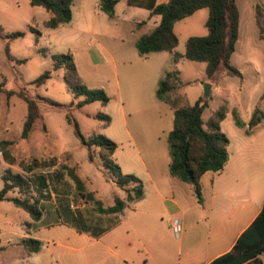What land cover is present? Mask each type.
I'll use <instances>...</instances> for the list:
<instances>
[{
    "label": "rangeland",
    "instance_id": "374dc122",
    "mask_svg": "<svg viewBox=\"0 0 264 264\" xmlns=\"http://www.w3.org/2000/svg\"><path fill=\"white\" fill-rule=\"evenodd\" d=\"M255 5L264 11V0H236L239 34L230 62L242 72V78L222 73L216 82L219 88L213 91L211 84L210 96L204 99L203 84L209 83L204 73L205 64L184 57L174 62L173 54H184L189 37L207 34L206 8L174 24L178 45L173 51L151 53L142 59L134 43L140 35L152 31L160 17L149 18L148 10L129 6L126 0L118 1L112 17L99 9L98 0H74L71 21L55 29L44 27L50 14L42 7L31 6L28 0H0V82L4 80L10 89L25 88L32 97L42 98L38 101L40 120L34 123L28 138L21 139L26 105L16 96L6 98L0 94V144L10 143L7 151L13 158V164L9 165L0 149V174L9 169L30 184L28 191L13 188L9 193L16 198L30 199L38 185V176L54 183L65 176L66 181L59 189L67 192L75 205L77 192L61 166L77 164L80 171L77 169L76 173L86 179L83 181L87 190L95 191L103 204L112 205L118 187L108 178L97 149L93 151V161H88L87 149L79 143L74 126L66 122L65 115L69 114L85 138L102 135L115 142L117 148L112 161L122 173L142 180L145 176L139 157L148 165L151 160L161 163L169 160L164 137L173 127V111L155 96L158 82L166 72L178 73L179 86L173 95L179 98V106L191 105L198 99L205 101L202 113L205 123L223 107L225 118L220 122V131L228 137L233 130H243L234 124L232 109H236L244 121L254 109L264 107V98H260L264 93V41L259 38ZM142 21L145 24H137ZM12 32H24V35L14 40L4 36ZM60 53L72 56L79 77L76 83L103 90L109 97L106 104L94 102L76 106L83 97H73L63 69H52L51 56ZM44 71H51L50 79L39 88H33L30 82ZM47 99L57 105H51ZM121 105L126 111L124 114ZM98 114L110 117V124L104 125L96 117ZM52 158H55L54 166L29 173L23 172L20 166L21 162L32 159L49 161ZM181 204L186 208L184 198ZM83 210L88 223L98 224L91 204ZM177 218L182 225L190 223L191 212L185 209L184 214H166L156 220L163 235L173 241L176 238L168 222ZM16 258L11 253L0 252V264H16ZM260 258L264 261V255Z\"/></svg>",
    "mask_w": 264,
    "mask_h": 264
},
{
    "label": "crops",
    "instance_id": "0c3cea01",
    "mask_svg": "<svg viewBox=\"0 0 264 264\" xmlns=\"http://www.w3.org/2000/svg\"><path fill=\"white\" fill-rule=\"evenodd\" d=\"M121 109L124 114L123 105ZM260 110L264 113V107ZM249 119L244 120L243 130L228 136L224 168L200 178L199 200L194 197V185L169 174L170 158L162 163L151 160L149 166L139 157L145 177H135L142 184V199L126 202L119 213L95 211L98 224L87 222L83 209L89 203L78 193L74 205L70 195L59 189L65 176L57 184L45 178L43 187L36 185L30 199L38 201V221L12 202L16 197L9 191L0 201V252L15 255L16 264H209L232 249L264 203V119L248 128ZM0 181L1 190V174ZM118 189L114 199L125 201L124 191ZM185 209L191 212V222L181 224L175 241L166 238L156 220L166 214H184ZM27 239L40 241L39 251L29 253Z\"/></svg>",
    "mask_w": 264,
    "mask_h": 264
},
{
    "label": "trees",
    "instance_id": "16d2710c",
    "mask_svg": "<svg viewBox=\"0 0 264 264\" xmlns=\"http://www.w3.org/2000/svg\"><path fill=\"white\" fill-rule=\"evenodd\" d=\"M31 6L42 7L50 14L44 22V27L55 29L69 23L72 19L71 7L74 0H28ZM119 0H98V7L107 16L114 15V8ZM129 6L144 8L149 11V16H159V24L149 33L140 35L134 45L138 55L145 57L151 53L173 51L178 45V38L174 33V24L183 20L196 11L206 8L208 17L205 21L207 34L205 36H192L186 40L184 55L173 54V61L178 62L182 57L192 62L204 63V73L213 87H216L218 77L225 73L229 76L242 78L240 70L231 62V56L235 51V45L239 34V12L236 0H126ZM255 22L259 30V38L264 41V11L259 5H255ZM145 22H141L140 24ZM0 33L1 29H0ZM24 32H12L4 34L9 40L22 37ZM8 53V49H6ZM52 58V69H63L68 89L75 99L83 97L76 106L82 107L94 102L106 104L108 95L101 89L88 88L77 84L79 79L72 56L67 54H55ZM22 62V61H17ZM177 71L166 72L158 82L155 92L156 98L167 104L173 111V127L166 137L167 151L170 158L168 165L169 174L183 183L194 185L195 195L200 199L199 180L206 173L220 172L228 161L227 146L228 137L220 131V122L225 118V109L219 108L205 123L202 113L205 101L198 99L191 105L179 106V98L173 95L179 84ZM51 77V71H44L35 78L30 85L39 88ZM178 81V83H177ZM179 86V85H178ZM0 94L6 98L18 97L26 105V115L23 121L21 139L28 138L35 122L40 120V97L34 98L25 88L13 90L0 82ZM264 98V93L260 97ZM51 105H57L52 100H46ZM72 105V104H70ZM232 119L238 128H243L246 123L241 119L238 111L232 109ZM104 125L110 124V117L102 114L96 116ZM264 119V113L259 108L252 111L247 123L252 128ZM68 124L74 126V135L79 143L87 149L88 161H93V151L97 149V155L102 160L107 170L108 178L125 193V201L115 198L111 206H105L96 196L94 191L86 188L84 181L76 173L78 165L69 167L63 164L61 167L73 182L76 192L93 209L100 214H115L121 212L126 202H134L142 199L143 189L141 181L132 174H124L120 167L115 164L111 156L117 145L115 142L102 135L85 138L69 114L65 115ZM0 149L3 158L11 165L13 158L7 151L9 142H2ZM55 158L46 160L32 159L21 162L23 172H32L38 168L54 166ZM3 187L0 190V201L13 188L30 189L29 182L19 174H13L9 169L1 176ZM40 187L45 185L44 176H38ZM12 202L28 213L32 221L41 218V211L36 199L14 198ZM29 253L39 251L41 243L38 240L27 239L24 241ZM264 255V203L251 224L239 235L232 249L215 258L209 264H264L260 258Z\"/></svg>",
    "mask_w": 264,
    "mask_h": 264
},
{
    "label": "built area",
    "instance_id": "2783aa9c",
    "mask_svg": "<svg viewBox=\"0 0 264 264\" xmlns=\"http://www.w3.org/2000/svg\"><path fill=\"white\" fill-rule=\"evenodd\" d=\"M0 152V157H1ZM168 226L173 230V234L175 237H178L181 233L182 227H181V221L179 219H172L170 222H168Z\"/></svg>",
    "mask_w": 264,
    "mask_h": 264
},
{
    "label": "water",
    "instance_id": "95a60500",
    "mask_svg": "<svg viewBox=\"0 0 264 264\" xmlns=\"http://www.w3.org/2000/svg\"><path fill=\"white\" fill-rule=\"evenodd\" d=\"M210 93H211V84H209V83H204V84H203V98H204V99L209 98Z\"/></svg>",
    "mask_w": 264,
    "mask_h": 264
}]
</instances>
